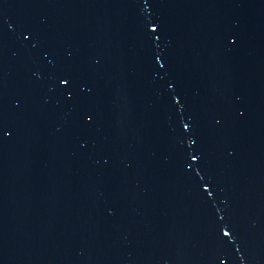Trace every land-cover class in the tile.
Wrapping results in <instances>:
<instances>
[{"label": "water", "instance_id": "1", "mask_svg": "<svg viewBox=\"0 0 264 264\" xmlns=\"http://www.w3.org/2000/svg\"><path fill=\"white\" fill-rule=\"evenodd\" d=\"M0 264H264V0H0Z\"/></svg>", "mask_w": 264, "mask_h": 264}]
</instances>
